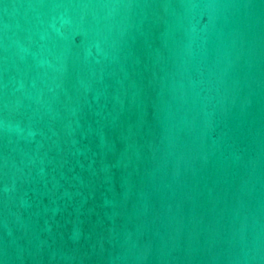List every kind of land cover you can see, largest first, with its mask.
<instances>
[{
    "label": "water",
    "instance_id": "1",
    "mask_svg": "<svg viewBox=\"0 0 264 264\" xmlns=\"http://www.w3.org/2000/svg\"><path fill=\"white\" fill-rule=\"evenodd\" d=\"M0 264H264V0H0Z\"/></svg>",
    "mask_w": 264,
    "mask_h": 264
}]
</instances>
